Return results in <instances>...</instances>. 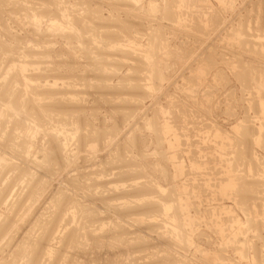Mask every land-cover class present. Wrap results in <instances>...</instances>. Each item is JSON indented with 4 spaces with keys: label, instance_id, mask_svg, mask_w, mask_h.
<instances>
[{
    "label": "rangeland",
    "instance_id": "obj_1",
    "mask_svg": "<svg viewBox=\"0 0 264 264\" xmlns=\"http://www.w3.org/2000/svg\"><path fill=\"white\" fill-rule=\"evenodd\" d=\"M1 1L0 158L11 165L0 173V264H264V0ZM60 8L75 26L48 29ZM19 63L34 77L29 93L10 69ZM232 177L241 185L224 196ZM173 184L190 222L174 235L173 212H160Z\"/></svg>",
    "mask_w": 264,
    "mask_h": 264
},
{
    "label": "bare ground",
    "instance_id": "obj_2",
    "mask_svg": "<svg viewBox=\"0 0 264 264\" xmlns=\"http://www.w3.org/2000/svg\"><path fill=\"white\" fill-rule=\"evenodd\" d=\"M8 1H9V0H8ZM14 1H15V0H14ZM17 1H18V0H16V2H17ZM24 1H25V0H24ZM58 1H59V0H58ZM115 1H116V0H115ZM242 1H243V0H242ZM4 2H6V1H4ZM4 2H3V3H4ZM9 2H10V1H9ZM11 2L13 3V1H11ZM16 2H15V3H16ZM26 2H27V1H26ZM26 2H23V3H26ZM28 2H29V1H28ZM28 2H27V3H28ZM59 2L61 3V0H60ZM137 2H138V1H137ZM179 2H180V0H179ZM193 2H194V1H193ZM199 2H200V1H199ZM0 3L2 4V1H1V0H0ZM20 3H21V2L18 3V6L20 5ZM55 3H56V2H55ZM124 3H125V2H124ZM186 3H187V2H186ZM186 3H185V4H186ZM1 4H0V5H1ZM16 4H17V3H16ZM51 4H52V3H51ZM181 4H182V1H181ZM251 4H252V3H251ZM6 5H7V4H6ZM14 5H15V4L13 3V6H14ZM22 5H23V4H22ZM54 5H55V7H57L56 4H54ZM54 5L52 4V6H54ZM58 5H59V4H58ZM187 5H188V4H187ZM195 5H196V4H195ZM243 5H244V4H243ZM16 6H17V5H16ZM23 6H24V5H23ZM25 6H26V4H25ZM25 6L22 7V10L24 11V13H28V15H31L30 17H31L32 19H31V18H30L31 20L28 19L29 22L33 21V23L35 24V26H36V23H38L37 25H40L39 22L42 21V20H40V19H42V18H41V13H40V15L37 13V12H38V8H37V10H36V8L33 7V6H32V7H26V8H25ZM35 6H36V4H35ZM41 6H42V4H41ZM63 6H64V5H63ZM172 6H173V5H172ZM181 6H183V5H181ZM184 6H185V5H184ZM8 7H9V6H8ZM8 7H7V8H8ZM60 7H61V6H60ZM19 8H20V7H19ZM19 8H18V9H19ZM220 8H221V7H220ZM20 9H21V8H20ZM52 9H54V8H52ZM55 9L57 10L58 8H55ZM62 9H63V8H62ZM62 9L60 8V12L63 14V15H61V16H62V20L60 19L61 17H60V18L58 17V16L60 15L59 13H56V14H55V11H56V10H55V11H52V12H54L55 15H58L57 17H58V19L61 20V23H60V21L57 22L58 19L56 18L57 20H55V22H54V21H50V23H49L48 25H46V26H48V29L55 30L56 28H57V29H58V28L61 29V28H66L67 26H69V25H66V24L63 22V20L66 19L67 15L64 14V12H65L66 9H65V10H62ZM175 9H176V8H175ZM261 9H262V8H261ZM13 10H14V9H13ZM50 10H51V9H50ZM61 10H62V11H61ZM250 10H251V9H250ZM4 11L6 12V10H4ZM18 11H19V10H18ZM25 11H26V12H25ZM29 11H31V13H30ZM44 11H45V10H44ZM58 11H59V10H58ZM252 11H253V10H252ZM41 12H42V11H41ZM248 12H249V11H248ZM0 13H2V11H0ZM18 13H19V12H18ZM24 13H23V14H24ZM47 13H48V12H47ZM49 13H50V12H49ZM49 13H48V15H49ZM66 13H67V12H66ZM69 13H70V12H69ZM176 13H177V12H176ZM15 14H16V13H15ZM43 14H44V13H43ZM45 14H46V13H45ZM54 14L52 13L53 16H54ZM72 14H73V13H72ZM254 14H255V13H254ZM4 15H5V14H4ZM4 15H3V16H4ZM17 15H18V14H17ZM25 15H27V14H24V16H23V17L21 16V17H22L23 19H24V18L26 19L28 15H27V16H25ZM3 16H2V17H3ZM91 16H92V15H91ZM91 16H90V17H91ZM96 16H97V15H96ZM99 16H100V15H99ZM78 17H79V16H78ZM80 17H81V16H80ZM209 17H210V16H209ZM252 17H253V16H252ZM43 18H44V17H43ZM73 18H74V17H73ZM2 19H3V18H2ZM18 19H19V18H18ZM48 19H49V18H48ZM69 19H70V18H69ZM78 19H79V18H78ZM87 19H88V17H87ZM92 19H93V17L91 18V20H92ZM12 21H13V20H12ZM43 21H44V20H43ZM65 21H66V23L68 24L67 19H66ZM74 21H75V20H74ZM74 21H72V22H74ZM21 22H22V19H21ZM29 22H28V23H29ZM70 22H71V21H70ZM70 22H69V23H70ZM75 22H76V21H75ZM75 22H74V24H75ZM26 23H27V22H26ZM47 23H48V22H47ZM85 23H86V22H85ZM216 23H217V22H216ZM253 23H254V22H253ZM30 24L32 25V28H33L34 24H32V23H30ZM30 24H29V25H30ZM64 24L66 25V27H64ZM71 24H72V23H71ZM77 24H78V23H77ZM129 24H130V23H129ZM231 24H232V23H231ZM244 24H245V23H244ZM244 24H243V25H244ZM14 25H15V24H14ZM31 25H30V26H31ZM81 25H82V24H81ZM87 25H88V24H87ZM30 26H28V27H30ZM73 26H75V25H73ZM73 26H69V27H73ZM20 27H21V26H20ZM38 27H39V26H38ZM81 27H82V26H81ZM83 27H84V25H83ZM263 27H264V26H263ZM67 28H68V27H67ZM78 28H79V27H78ZM90 28H91V27H90ZM90 28H89V29H90ZM8 30H9V29H8ZM35 30H36V29H35ZM37 30H39V29L37 28ZM158 30H160V29H158ZM235 30H236V29H235ZM9 31H10V30H9ZM69 31H70V29H69ZM78 31H79V30H78ZM83 31H84V30H83ZM91 31H92V30H91ZM56 32H57V31H56ZM70 32H72V31H70ZM9 33H10V32H9ZM38 33H39V32H38ZM45 33H46V32H45ZM65 33H66V32H65ZM74 33H75V32H74ZM79 33H81V32H79ZM235 33H236V32H235ZM246 33H247V32H246ZM246 33H245V34H246ZM5 34H6V33H5ZM47 34H48V33H47ZM76 34H77V33H75V35H76ZM116 34H117V33H116ZM15 35H17V34H15ZM43 35H45V34L43 33ZM59 35H60V34H59ZM51 36H52V35H51ZM76 36L78 37V35H76ZM90 36H91V35H90ZM108 36H109V35H108ZM124 36H125V35H124ZM136 36H137V35H136ZM239 36H240V34H239ZM239 36H238V37H239ZM4 37H5V36H4ZM4 37H3V38H4ZM6 37H7V36H6ZM16 37H17V36H16ZM62 37H63V36H62ZM154 37H155V35H154ZM157 37H158V36H157ZM234 37H235V36H234ZM234 37H233V38H234ZM260 37H261V36H260ZM66 38H67V37H66ZM74 38H75V37H74ZM82 38H83V37H82ZM99 38H100V37H99ZM86 39H87V37H86ZM95 39H96V38H95ZM237 39H238V38H237ZM21 40H22V39H21ZM73 40H74V39H73ZM112 40H113V39H112ZM115 40H116V39H115ZM148 40H149V39H148ZM154 40H155V39H154ZM159 40H160V39H159ZM261 40H262V39H261ZM10 41H11V40H10ZM14 41H15V40H14ZM51 41H52V40H51ZM79 41H80V38H79ZM79 41H78V42H79ZM92 41H93V40H92ZM106 41H107V40H106ZM155 41H156V40H155ZM52 42H54V41H52ZM70 42H71V41H70ZM73 42H74V41H73ZM75 42H76V40H75ZM80 42H81V41H80ZM84 42H85V41H84ZM251 42H252V41H251ZM13 43H14V42H13ZM97 43H98V42H97ZM99 43H100V42H99ZM135 43H136V42H135ZM151 43H152V42H151ZM154 43H155V42H154ZM154 43H153V44H154ZM6 44H7V43H6ZM8 44H9V43H8ZM19 44H21V43L19 42ZM81 44H82V43H81ZM84 44H85V43H84ZM93 44H94V42H93ZM100 44H101V43H100ZM240 44H241V43H240ZM249 44H250V43H249ZM1 45H2V44H1ZM9 45H11V44H9ZM14 45H15V44H14ZM44 45H45V44H44ZM46 45H47V44H46ZM87 45H88V44H87ZM89 45L92 46V44H89ZM154 45H155V44H154ZM3 46H4V45H3ZM7 46H8V45H7ZM24 46H25V45H24ZM35 46H36V45H35ZM37 46H38V45H37ZM94 46H95V45H94ZM155 46H156V45H155ZM244 46H245V45H244ZM19 47H20V45H19ZM25 47H26V46H25ZM89 47H90V46H89ZM123 47H124V46H123ZM253 47H254V46H253ZM257 47H260V46H257ZM28 48H29V47H27L26 49H28ZM67 48H68V47H67ZM95 48H96V47H95ZM112 48H113V47H112ZM112 48H111V49H112ZM128 48H129V47H128ZM152 48H153V47H152ZM29 49L32 50V48H29ZM29 49H28V50H29ZM33 49H34V46H33ZM37 49H38V48H37ZM70 49H71V48H70ZM87 49H88V48H87ZM96 49H97V48H96ZM131 49H132V48H131ZM154 49H157V48H154ZM247 49H248V48H247ZM9 50H10V49H9ZM85 50H86V49H85ZM88 50H89V49H88ZM88 50H87V51H88ZM120 50H121V49H120ZM132 50H133V49H132ZM252 50H253V49H252ZM6 51H7V50H6ZM6 51H5V52H6ZM20 51H21V50H20ZM154 51H155V50H154ZM154 51H153V52H154ZM156 51H157V50H156ZM5 52H4V53H5ZM24 52H25V51H24ZM28 52H29V51H28ZM31 52H32V51H31ZM34 52H36V51L34 50ZM39 52H40V50H39ZM123 52H124V50H123ZM129 52H130V51H129ZM1 53H2V52H1ZM14 53H15V52H14ZM16 53H17V52H16ZM19 53H20V52H19ZM26 53H27V51H26ZM41 53H42V52H41ZM48 53H49V52H48ZM57 53H58V52H57ZM57 53H56V54H57ZM71 53H72V52H71ZM85 53H87V52H85ZM96 53H97V52H96ZM146 53H148V52H146ZM157 53H158V52H157ZM27 54H28V53H27ZM59 54H60V53H59ZM126 54H127V53H126ZM134 54H135V53H134ZM259 54H260V53H259ZM259 54H258V55H259ZM47 55H48V54H47ZM49 55H50V53H49ZM74 55H75V54H74ZM120 55H121V54H120ZM5 56H7V55H5ZM8 56H10V53H9ZM11 56H12V55H11ZM14 56H15V55H14ZM17 57H19V56H17ZM46 57H48V56H46ZM155 57H156V56H155ZM15 58H16V57H15ZM24 58H25V57H24ZM62 58H63V57H62ZM88 58H89V57H88ZM94 58H95V57H94ZM7 59H8V58H7ZM7 59H6V60H7ZM32 59H33V58H32ZM39 59H40V58H39ZM65 59H66V57H65ZM104 59H105V58H104ZM223 59H224V58H223ZM21 60H22V59H21ZM42 60H43V59H42ZM99 60H100V59H99ZM1 61H2V60H1ZM4 61H5V60H4ZM7 61H8V60H7ZM47 61H48V60H47ZM66 61H67V60H66ZM104 61H105V60H104ZM152 61H153V60H152ZM12 62H13V61H12ZM21 62H22V61H21ZM33 62H34V61H33ZM40 62H41V61H40ZM42 62H43V61H42ZM44 62H46V61H44ZM93 62H94V61H93ZM98 62H99V61H98ZM101 62H102V60H101ZM105 62H106V61H105ZM144 62H145V61H144ZM38 63H39V61L37 62V64H38ZM106 63H107V62H106ZM150 63H151V62H150ZM32 64H33V63H32ZM32 64H31V65H32ZM35 64H36V63H35ZM35 64H34V65H35ZM45 64H46V63H45ZM95 64H96V63H95ZM104 64H105V63H104ZM111 64H112V63H111ZM120 64H121V63H120ZM153 64H154V62H153ZM213 64H214V63H213ZM28 65H29V64H28ZM42 65H43V64H42ZM97 65H98V63H97ZM148 65H149V64H148ZM151 65H152V64H151ZM156 65H158V64H156ZM0 66H1V65H0ZM8 66H9V65H8ZM94 66H95V65H94ZM106 66H107V65H106ZM109 66H110V65H109ZM219 66H220V65H219ZM3 67H4V66H3ZM6 67H7V66H6ZM6 67H5V68H6ZM27 67H28V66H27L26 64H24V63H19L18 65H14V64H13L12 68H10L11 71H12L13 69L16 70L17 74H19V73H20L21 75L24 74V76H21V77H23L24 79H22L21 77H19V78L21 79L22 84H23V86H24V87H23L24 89H22V90H23V91L25 90L26 92H27V90H29V88L34 87V85H33V84H34V80H33L34 77L32 78L31 76L29 77V75H28V76L25 75V74L27 73V72H26ZM42 67H43V66H42ZM44 67H45V66H44ZM78 67H79V66H78ZM110 67H111V66H110ZM142 67H143V66H142ZM155 67H156V66H155ZM5 68H4V69H5ZM113 68H114V67H113ZM140 68H141V67H140ZM156 68H157V67H156ZM227 68H228V67H227ZM119 69H120V68H119ZM119 69H117V70H119ZM151 69H152V68H151ZM100 70H101V69H100ZM107 70H108V69H107ZM158 70H159V68H158ZM234 70H235V69H234ZM6 71H7V69H6ZM28 71H29V70H28ZM47 71H48V70H47ZM96 71H97V70H96ZM109 71H111V70H109ZM159 71H160V70H159ZM159 71H158V72H159ZM3 72H5V71L3 70ZM7 72H8V71H7ZM49 72H50V71H49ZM101 72H103V71H101ZM118 72H119V71H118ZM230 72H231V71H230ZM9 73H10V72H9ZM9 73H8V74H9ZM103 73H104V72H103ZM148 73H149V71H148ZM5 74H6V73H5ZM8 74H7V76H8ZM12 74H13V73H12ZM15 74H16V73H15ZM20 74H19L18 76H20ZM104 74H105V73H104ZM158 74H159V73H158ZM160 74H161V73H160ZM160 74H159V75H160ZM240 74H241V73H240ZM262 74H263V73H262ZM41 75H42V74H41ZM43 75H44V74H43ZM50 75H51V74H50ZM5 76H6V75H5ZM10 76H11V75H10ZM13 76H14V75H13ZM160 76H162V75H160ZM160 76H159V77H160ZM235 76H236V75H235ZM252 76H253V75H252ZM44 77H45V76H44ZM47 77H48V76H47ZM50 77H51V76H50ZM138 77H139V76H138ZM36 78H37V77H36ZM42 78H43V77H42ZM42 78L40 77V79H42ZM237 78H238V77H237ZM20 79H19V80H20ZM37 79H38V78H37ZM43 79H44V78H43ZM45 79H46V78H45ZM137 79H138V78H137ZM161 79H163V78L161 77ZM10 80H12V79H10ZM50 80H51V79H50ZM74 80H75V79H74ZM124 80H125V79H124ZM157 80H158V79H157ZM29 81L32 82V84H31ZM35 81H36V79H35ZM46 81H47V80H46ZM81 81H82V80H81ZM103 81H104V80H103ZM153 81H154V80H153ZM5 82H6V81H5ZM53 82H54V81H53ZM79 82H80V81H79ZM132 82H133V81H132ZM159 82H160V81H159ZM8 83H9V82H8ZM35 83H37V82H35ZM41 83H43V82H41ZM55 83L57 84L58 82H55ZM55 83H53V84H55ZM68 83H69V82H68ZM102 83H103V82H102ZM135 83H136V82H135ZM239 83H240V82H239ZM18 84H19V83H18ZM37 84H38V83H37ZM44 84H45V83H44ZM65 84H66V83H65ZM65 84H64V85H65ZM106 84H108V83H106ZM138 84H139V83H138ZM4 85H5V84H4ZM35 85H36V84H35ZM46 85H47L48 87H49V86H50V87H51V86H55V85L48 84V83H46ZM57 85H58V84H57ZM131 85H132V84H131ZM141 85H142V84H141ZM7 86H8V85H7ZM47 86H46V87H47ZM79 86H80V85H79ZM119 86H120V85H119ZM10 87H11V86H10ZM10 87H8V88H10ZM20 87H21V86H20ZM37 87H38V85H37ZM37 87H36V89H37ZM63 87H64V86H63ZM65 87H66V85H65ZM100 87H101V86H100ZM259 87H261V88L263 87V89H264V80L261 81V84H259ZM0 88H1V87H0ZM5 88H6V87H5ZM38 89H39V88H38ZM67 89H68V88H67ZM102 89H103V88H102ZM132 89H133V88H132ZM6 90H7V89H5V91H6ZM13 90H14V89H13ZM44 90H45V89H44ZM103 90H104V89H103ZM128 90H129V89H128ZM235 90H236V89H235ZM260 90H261V89H260ZM2 91H3V90H2ZM8 91H9V90H8ZM11 91H12V90H11ZM20 91H21V90H20ZM41 91L43 92V90H41ZM67 91H68V90H67ZM123 91H124V90H123ZM134 91H135V90H134ZM6 92H7V91H6ZM12 92H13V91H12ZM147 92H149V91H147ZM262 92H263V91H262ZM15 93H16V92H15ZM15 93H13V94H15ZM17 93H18V92H17ZM17 93H16V94H17ZM27 93H29V92H27ZM30 93H31V92H30ZM39 93H40V92H39ZM52 93H53V92H52ZM54 93H55V92H54ZM123 93H124V92H123ZM157 93H158V92H157ZM0 94H1V93H0ZM10 94H11V93H10ZM19 94H20V93H19ZM31 94H32V93H31ZM31 94H29V95H31ZM37 94H38V93H37ZM42 94H43V93H42ZM55 94H56V93H55ZM116 94H117V93H116ZM120 94H121V93H120ZM38 95H39V94H38ZM109 95H110V94H109ZM126 95H127V94H126ZM148 95H149V94H148ZM262 95H263V94H262ZM262 95H261V96H262ZM18 96H19V95H18ZM22 96H23V95H22ZM22 96H21V98H22ZM25 96H27L26 93H25ZM32 96H33V95H32ZM49 96H50V95H49ZM113 96H114V95H113ZM35 97H37V98H36V101H37V100H38V96L35 95ZM53 97H54V96H53ZM73 97H74V96H73ZM173 97H174V96H173ZM252 97H253V96H252ZM3 98H4V96H3ZM16 98H17V97H16ZM21 98H20V99H21ZM30 98H31V97H30ZM30 98H29V99H30ZM32 98H33V97H32ZM39 98H40V97H39ZM115 98H116V97H115ZM138 98H139V97H138ZM13 99H14V98H13ZM26 99H27V97H26ZM46 99H47V98H46ZM136 99H137V98H136ZM139 99H140V98H139ZM259 99H260V98H259ZM33 100H34V99H33ZM39 100H40V99H39ZM39 100H38V101H39ZM51 100H52V99H51ZM53 100H54V99H53ZM68 100H69V99H68ZM88 100H89V99H88ZM125 100H126V98H125ZM157 100H158V99H157ZM249 100H250V99H249ZM20 101H21V100H20ZM38 101H37V103L40 104V101H39V102H38ZM41 101H43L42 98H41ZM47 101H48V99H47ZM139 101H140V100H139ZM250 101H251V100H250ZM32 102H34V101H32ZM32 102H31V103H32ZM68 102H69V101H68ZM154 102H155V101H154ZM258 102L261 103V108H262V111H263L262 116H263V115H264V99H263V101H262V99H260V101H258ZM5 103H6V102H4V104H1V108H3V106H5V107L3 108V109H5V110L7 109L6 107H9L8 109L12 108V104H13V103L10 104L11 102H8L7 105H6ZM18 103H19V102H18ZM22 103H23V102H22ZM27 103H28V102H27ZM37 103H36V104H37ZM132 103H133V102H132ZM168 103H169V102H168ZM217 103H218V102H217ZM9 104L11 105V107H10ZM23 104H24V103H23ZM45 104H46V103H45ZM59 104H60V103H59ZM71 104H72V103H71ZM258 104H259V103H258ZM13 105H14V104H13ZM40 105H41V104H40ZM48 105H51V106H52V104H48ZM53 105H54V104H53ZM57 105H58V104H57ZM57 105H56V106H57ZM125 105H126V104H125ZM26 106H27V105H25V108H26ZM58 106H59V105H58ZM63 106H64V105H63ZM132 106H134V105H132ZM170 106H171V105H170ZM33 107H34V105H33ZM41 107H42V106H41ZM49 107H50V106H49ZM122 107H123V106H122ZM259 107H260V106H259ZM14 108H15V107H14ZM46 108H47V107H46ZM120 108H121V107H120ZM142 108H143V107H142ZM217 108H218V107H217ZM16 109H17V108H15V110H16ZM59 109H60V108H59ZM81 109H82V108H81ZM13 110H14V109H10L11 112H15V113H16V111H18V109H17L16 111H15V110L13 111ZM24 110H26V109H24ZM24 110H23V111H24ZM37 110H39V109H37ZM52 110H53V109H52ZM127 110H128V109H127ZM245 110H246V109H245ZM19 111H20V110H19ZM19 111H18V112H19ZM21 111H22V110H21ZM43 111H44V108H43ZM43 111H42V112H43ZM48 111H49V110H48ZM58 111H59V110H57V111L53 110V111H51L50 113L48 112V113H49L48 116H49L50 118L54 119V118L58 117V116L61 114L60 117H62L64 112H63V113H60L61 110H60L59 112H58ZM118 111H119V110H118ZM130 111H131V110H130ZM7 112H8V110H7ZM11 112H10V113H11ZM18 112H17V113H18ZM30 112H31V111H30ZM42 112H41V113H42ZM44 112H45V111H44ZM154 112H155V111H154ZM17 113H16V114H17ZM24 113H25V112H24ZM35 113H37V112H35ZM38 113H39V112H38ZM53 113H55V114H53ZM120 113H121V112H120ZM123 113H124V112H123ZM29 114H30V113H29ZM43 114H45V113H43ZM80 114H81V113H80ZM96 114H97V113H96ZM129 114H130V113H129ZM9 115H10V114H9ZM46 115H47V114H46ZM46 115H45V116H46ZM5 116H7V115H5ZM10 116H11V115H10ZM13 116H14V113H13ZM13 116H12V117H13ZM16 116H17V115H16ZM35 116H36V114H35ZM40 116H42V115H40ZM145 116H146V115H145ZM154 116H155V115H154ZM42 117H44V116H42ZM42 117H40V118H42ZM129 117H130V116H129ZM175 117H176V116H175ZM38 118H39V117H38ZM63 118H64V117L61 118L62 121H64L65 118H69V116L65 117L64 119H63ZM9 119H10V118H9ZM13 119H14V118H13ZM43 119H44V120H41V121H44V123L46 124L48 121H47V122H45V121H46L48 118H47V119H46V118H43ZM45 119H46V120H45ZM56 119H58V118H56ZM33 120H34V119H33ZM59 120H60V119H59ZM130 120H131V119H130ZM260 120H261V119H260ZM16 121H17V120H16ZM31 121H32V120H31ZM31 121H30V123H34L33 121H32V122H31ZM65 121H68V120L66 119ZM69 121H70V119H69ZM36 122H37V121H36ZM71 122H72V121H71ZM76 122H77V121H76ZM79 122H80V121H79ZM17 123L19 124V121H18ZM17 123L15 122L16 125H18ZM51 123H52V122H51ZM67 123H68V122H67ZM67 123H66V124H67ZM72 123H73V122H72ZM244 123H245V122H244ZM4 124H5V123H4ZM9 124H10V123H9ZM34 124H35V123H34ZM47 124H48V123H47ZM52 124H53V123H52ZM251 124H252V123H251ZM19 125H20V124H19ZM31 125H32V124H31ZM36 125H37V124H36ZM64 125H65V124H64ZM68 125L70 126V124H68ZM119 125H120V124H119ZM11 126L13 127V125H11ZM14 126H15V125H14ZM21 126H23V123H21ZM39 126H41V125L39 124ZM61 126H62V124H61ZM65 126H66V125H65ZM145 126H146V125H145ZM6 127H7V126H6ZM23 127H24V126H23ZM31 127H32V126H31ZM56 127H57V126H56ZM62 127H63V126H62ZM263 127H264V126H263ZM15 128H17V127H15ZM24 128L27 129L26 125H25ZM36 128H37V127H36ZM156 128H157V126H156ZM156 128H155V129H156ZM161 128H162V130H161V129L158 130V132H160V133H161V131H163V126H162ZM8 129H9V127H8ZM20 129H22V127H20ZM54 129H55V128H54ZM74 129H75V128H74ZM155 129H154V130H155ZM18 130H19V129H18ZM49 130H50V129H49ZM82 130H83V129H82ZM88 130H89V129H88ZM148 130H149V129H148ZM243 130H244V129H243ZM243 130H242V131H243ZM16 131H17V130H15L14 133H16ZM20 131H21V130H20ZM30 131H31V130H30ZM213 131H214V130H213ZM0 132H1V131H0ZM24 132L26 133V131H24ZM28 132H29V131H28ZM82 132H83V131H82ZM3 133H4V132H3ZM19 133H20V132H19ZM31 133H32V132H31ZM31 133H30V134H31ZM34 133H35V132H34ZM53 133H54V132H53ZM110 133H111V132H110ZM261 133H262V132H261ZM30 134L28 133L27 136L30 137V136H29ZM35 134H37V133H35ZM78 134H79V133H78ZM80 134H81V133H80ZM162 134H163V133H162ZM162 134H161V135H162ZM247 134H248V133H247ZM257 134H258V133H257ZM3 135H4V134H3ZM7 135H8V133H7ZM55 135H56V134H55ZM93 135H94V134H93ZM155 135H156V134H155ZM9 136H10V135H9ZM9 136H8V137H9ZM24 136H25V135H24ZM27 136H26L25 138H27ZM31 136H32V135H31ZM82 136H83V135H82ZM17 137H18V136H17ZM22 137H23V136H22ZM52 137H53V136H52ZM86 137H87V135H86ZM90 137H91V136H90ZM92 137H93V136H92ZM113 137H114V136H113ZM156 137H157V136H156ZM32 138H34V137H32ZM65 138H66V137H65ZM104 138H105V137H104ZM23 139H24V138H23ZM66 139H67V138H66ZM157 139H158V138H157ZM16 140H17V138H16ZM31 140H32V139H31ZM131 140H132V139H131ZM133 140H134V139H133ZM236 140H237V139H236ZM29 141H30V140H29ZM117 141H118V140H117ZM135 141H136V140H135ZM156 141H157V140H156ZM165 141H166V140H165ZM176 141H177V140H176ZM26 143H27V142H26ZM113 143H114V142H113ZM258 143H259V142H258ZM5 144H6V143H5ZM19 144H20V143H19ZM233 144H234V143H233ZM9 145H10V143H9ZM14 145H15V144H14ZM14 145H13V146H14ZM169 145H170V144H169ZM257 145H258V144H257ZM24 146H26V145H24ZM77 146H78V145H77ZM228 146H229V145H228ZM14 147H15V146H14ZM58 147H59V145H58ZM60 147H61L62 149L64 148V146H62L61 144H60ZM60 147H59V148H60ZM175 147H176V146H175ZM55 148H56V147H55ZM61 148H60V149H61ZM72 148H73V147H72ZM122 148H123V147H122ZM16 149H17V148H16ZM20 149H21V148H20ZM25 149H26V148H25ZM216 149H217V148H216ZM252 149H253V148H252ZM28 150H29V149H28ZM38 150H39V149H38ZM56 150H57V149H56ZM218 150H219V149H218ZM246 150H247V149H246ZM17 151H18V150H17ZM20 151H21V150H20ZM263 151H264V150H263ZM68 152H69V151H68ZM117 152H118V151H117ZM139 152H140V151H139ZM44 153H45V152H44ZM47 153H48V152H47ZM59 153H60V152H59ZM120 153H121V152H120ZM160 153H161V152H160ZM45 154H46V153H45ZM131 154H132V152H131ZM243 154H244V153H243ZM46 155H47V154H46ZM46 155H45V156H46ZM48 155H49V154H48ZM0 157H2V156H0ZM178 157H179V156H178ZM61 158H62V157H61ZM65 158H66V157H65ZM123 158H124V157H123ZM62 159H63V158H62ZM66 159H67V158H66ZM128 159H129V158H128ZM111 160H112V159H111ZM5 161H6V160H4V158H2V159L0 158V173L3 172L2 168L6 167L7 165H9V166L11 165V164H7V165H6V164H5ZM124 162H125V161H124ZM134 162H135V161H134ZM3 163L5 164V166H4ZM6 163H7V162H6ZM125 163H126V162H125ZM2 164H3V165H2ZM115 164H116V163H115ZM122 164H123V163H122ZM162 164H163V163H162ZM48 165H49V164H48ZM130 165H131V164H130ZM135 165H136V164H135ZM135 165H134L133 167H135ZM3 166H4V167H3ZM149 166H151V165H149ZM245 166H246V165H245ZM250 166H251V165H250ZM14 167H15V166H14ZM14 167H13V168H14ZM139 167H140V166H139ZM158 167H159V165H158ZM137 168H138V167H137ZM156 168H157V167H156ZM184 168H185V167H184ZM168 169H169V168H168ZM236 170H237V169H236ZM135 171H136V170H135ZM141 171H142V170H141ZM22 172H23V171H22ZM132 172H133V171H132ZM160 172H161V171H160ZM223 172H224V171H223ZM253 172H254V171H253ZM228 173H229V172H228ZM231 173H232V172H231ZM233 173H234V172H233ZM27 174H28V173H27ZM121 174H122V173H121ZM141 174H142V173H141ZM165 174H166V173H165ZM165 174H163V175H165ZM229 174H230V173H229ZM18 175H19V174H18ZM163 175H162V176H163ZM221 175H222V174H221ZM230 175H231V174H230ZM230 175H229V176H230ZM233 175H234V174H233ZM233 175H232V176H233ZM10 176H11V175H10ZM108 177H109V176H108ZM259 177H260V176H259ZM22 178H23V177H22ZM33 178H34V177H33ZM97 178H98V177H97ZM223 178H224V177H223ZM253 178H254V177H253ZM141 179H142V178H141ZM229 179H230V178H229ZM233 179H234V177L231 178V180H230L231 183H229L230 181L228 182L229 185H227L228 183L226 184L227 186H225V191H224V188H223L222 191H224V192H223L224 196H225V195H226V196H227V195H229V196L232 195L231 193H233L234 190H235V189H238V186L241 185V183L238 184V182H235V181H238V179L235 178V179H236V180H234L235 183L233 182ZM144 180H145V179H144ZM198 180H199V179H198ZM223 180H224V179H223ZM225 180H226V179H225ZM225 180H224V182H225ZM86 181H87V180H86ZM149 181H150V180H149ZM171 181H172V180H171ZM145 183H146V182H145ZM185 183H186V182H185ZM204 183H205V182H204ZM221 183H222V182H221ZM225 183H226V182H225ZM19 184H20V183H19ZM29 184H30V183H29ZM33 184H34V182H33ZM36 184H37V183H36ZM36 184H34V185L36 186ZM108 184H109V183H108ZM114 184H115V183H114ZM135 184H136V183H135ZM141 184H142V183H141ZM178 184H179V183H178ZM249 184H250V183H249ZM6 185H7V184H6ZM21 185H22V184H21ZM37 185H38V184H37ZM39 185H40V184H39ZM137 185H139V184H137ZM173 185H175V184H173ZM187 185H188V184H187ZM224 185H225V184H224ZM18 186H19V185H18ZM190 186H191V185H190ZM192 186H193V185H192ZM217 186H218V185H217ZM242 186H243V184H242ZM244 186H245V184H244ZM262 186H263V185H262ZM19 187H20V186H19ZM41 187H42V186H41ZM152 187H153V186H152ZM222 187H223V186H222ZM240 187H241V186H240ZM20 188H21V187H20ZM159 188H160V187H159ZM146 189H147V188H146ZM173 189H174L173 192H176V197H175L174 199L172 198L173 201H174L173 205L171 204V205H172V206H171V205H165V204H163V206H161V208H162V207H163V208H162V210H160V212H161V214L169 213L168 211L173 212V213L170 212V213L172 214V216H171V218H170V221H172V220L175 221L176 225H175V227L173 226V227H174V228L172 229L173 231H170V232H172V234L174 235V234L176 233V231H185V230H183V227H184V226H185V227L187 226V227L189 228L188 225H189L190 222H189V221L186 222V220H185V222H183V221H182L183 219L181 220V218H184V217L186 216V215H185L186 213H183V208H184V207H187V206H186V204L184 203V201H183L182 199H180V196H181V195L179 194L180 186L175 185ZM221 189H222V188H221ZM240 189H242V188H240ZM243 189H245V188H243ZM7 190H8V189H7ZM18 190H19V189H18ZM164 190H165V189H164ZM219 190H220V189H219ZM253 190H254V188H253ZM19 191H20V190H19ZM34 191H35V190H34ZM41 191H43V190H41ZM135 191H136V190H135ZM154 191H155V190H154ZM157 191H158V190H157ZM194 191H195V190H194ZM240 191H241V190H240ZM240 191H239V192H240ZM7 192H8V191H7ZM9 192L11 193V191H9ZM9 192H8V193H9ZM144 192H145V190H144ZM147 192H148V191H147ZM155 192H156V191H155ZM159 192H160V191H159ZM168 192H169V191H168ZM219 192H220V191H219ZM235 192H236V191H235ZM237 192H238V190H237ZM254 192H255V191H254ZM8 193H7V194H8ZM29 193H30V192H29ZM164 193H165V191H164ZM33 194H34V193H33ZM36 194H37V193H36ZM103 194H104V193H103ZM103 194H102V195H103ZM174 194H175V193H174ZM183 194H184V193H183ZM223 194H221V195H223ZM163 195H164V194H163ZM169 195H170V194H169ZM216 195H217V194H216ZM235 195H236V194H235ZM7 196L9 197L10 195L8 194V195H6L5 197H7ZM12 196H13V195H12ZM16 196H17V195H16ZM33 196H34V195H33ZM117 196H118V195H117ZM172 196H173V194H172ZM242 196H243V194H242ZM247 196H248V195H247ZM251 196H252V195H251ZM14 197H15V196H14ZM14 197H13V198H14ZM21 197H22V196H21ZM37 197H38V196H37ZM103 197H104V196H103ZM114 197H116V196H114ZM121 197H122V196H121ZM138 197H139V196H138ZM141 197H142V196H141ZM159 197H160V196H159ZM169 197H170V196H169ZM202 197H203V196H202ZM231 197H232V196H231ZM237 197H238V196H237ZM13 198L11 197V199H13ZM24 198H25V197H24ZM24 198H23V199H24ZM26 198H27V197H26ZM32 198H33V197H32ZM32 198H31V200H32ZM60 198H61V197H60ZM139 198H140V197H139ZM150 198H151V197H150ZM152 198H153V197H152ZM252 198H253V197H252ZM6 199H7V198H6ZM8 199H9V198H8ZM23 199H22V200H23ZM128 199H129V198H128ZM145 199L147 200V198H145ZM183 199H185V198H183ZM226 199H227V198H226ZM240 199H242V198H240ZM123 200H124V199H123ZM135 200H136V199H135ZM200 200H201V199H200ZM238 200H239V199H238ZM256 200H257V199H256ZM258 200H259V199H258ZM3 201H4V200H3ZM16 201H17V200H16ZM110 201H111V200H110ZM149 201H150V200H149ZM186 201H187V199H186ZM29 202H30V201H29ZM32 202H33V201H32ZM32 202H31V203H32ZM131 202H132V201H131ZM134 202H135V201H134ZM134 202H133V204H134ZM151 202H152V201H151ZM21 203H22V202H21ZM31 203H30V204H31ZM103 203H104V202H103ZM123 203H124V202H123ZM139 203H140V202H139ZM139 203H137V204H139ZM143 203H144V201H143ZM156 203H157V202H156ZM160 203H161V202H160ZM188 203H189V202H188ZM250 203H251V202H250ZM255 203H256V202H255ZM8 204H10V202H9ZM27 204H28V203H27ZM121 204H122V203H121ZM124 204H125V203H124ZM133 204H132V207H133ZM161 204H162V203H161ZM235 204H236V203H235ZM241 204H242V203H241ZM3 205H4V204H3ZM19 205H20V204H19ZM22 205H23V203H22ZM125 205H126V204H125ZM130 205H131V204H130ZM149 205H150V204H149ZM159 205H160V204H159ZM0 206H1V205H0ZM10 206H11V205H10ZM76 206H77V205H76ZM81 206H82V205H81ZM121 206H122V205H121ZM135 206H136V205H135ZM244 206H247V205H244ZM11 207H12V206H11ZM82 207H83V206H82ZM117 207H118V206H117ZM128 207H129V206H128ZM221 207H222V206H221ZM221 207H220V208H221ZM259 207H260V206H259ZM262 207H263V206H262ZM16 208H17V207H16ZM25 208H26V207H25ZM27 208H28V207H27ZM118 208H119V207H118ZM124 208H125V207H124ZM138 208H139V207H138ZM187 208H188V207H187ZM242 208H243V207H242ZM260 208H261V207H260ZM6 209H7V207H6ZM6 209H5V210H6ZM12 209H13V207L11 208V210H12ZM75 209H76V208H75ZM218 209H219V208H218ZM7 210H8V209H7ZM7 210H6V211H7ZM11 210H10V211H11ZM125 210H127V209H125ZM157 210H158V208H157ZM216 210H217V209H216ZM243 210H244V209H243ZM243 210H242V211H243ZM247 210H249L248 212L250 213L251 208H250V209L247 208ZM255 210H256V209H255ZM13 211H14V210H13ZM22 211H23V210H22ZM122 211H123V210H122ZM244 211H245V210H244ZM18 212H19V211H18ZM82 212H83V211H82ZM118 212H119V211H118ZM125 212H126V211H125ZM125 212H124V213H125ZM188 212H189V211H188ZM226 212H227V211H226ZM245 212H247V211H245ZM245 212H244V213H245ZM5 213H6V212H5ZM5 213H4V214H5ZM88 213H89V211H88ZM251 213H252V212H251ZM74 214H75V213H74ZM74 214H73V215H74ZM76 214H77V213H76ZM134 214H135V213H134ZM220 214H222V213H220ZM225 214H226V213H225ZM233 214H234V213H233ZM242 214H243V213H242ZM245 214H246V213H245ZM258 214H259V212H258ZM13 215H14V214H13ZM123 215H124V214H123ZM131 215H132V214H131ZM131 215H130V216H131ZM167 215H168V214H167ZM169 215H170V214H169ZM251 215H252V214H251ZM0 216H1V215H0ZM18 216H19V215H18ZM84 216H85V214H84ZM87 216H88V215H87ZM165 216H166V215H165ZM216 216H217V215H216ZM249 216H250V215H249ZM13 217H14V216H13ZM125 217H127V216H125ZM151 217H153V216H151ZM167 217H169V216H167ZM188 217H189V215H188ZM236 217H237V216H236ZM247 217H248V216H247ZM3 218H5V217H3ZM74 218H75V217H74ZM160 218H161V216H160ZM223 218H224V217H223ZM226 218H227V217H226ZM234 218H235V217H234ZM245 218H246V217H245ZM248 218H249V217H248ZM1 219H2V218H1ZM14 219H15V218H14ZM60 219H61V218H60ZM83 219H84V218H83ZM86 219H87V218H86ZM156 219H157V218H156ZM171 219H172V220H171ZM184 219H186V218H184ZM252 219H253V218H252ZM52 220H53V219H52ZM166 220H167V219H166ZM166 220H164V221H166ZM190 220H191V219H190ZM194 220H195V218H194ZM237 220H238V217H237ZM246 220H247V219H246ZM49 221H50V220H49ZM56 221H57V220H56ZM80 221H81V219H80ZM92 221H93V220H92ZM168 221H169V220H168ZM173 221H172V222H173ZM232 221H233V220H232ZM38 222H39V221H38ZM38 222H37V223H38ZM82 222H84V221L82 220ZM194 222H195V221H194ZM194 222H191V223H194ZM239 222H240V221H239ZM2 223H3V222H2ZM39 223H40V222H39ZM54 223H55V221H54ZM54 223H53V224H54ZM78 223H79V222H78ZM92 223H93V222H92ZM164 223H165V222H164ZM230 223H231V222H230ZM235 223H236V222H235ZM248 223H249V222H248ZM250 223H251V222H250ZM46 224L48 225V223H46ZM98 224H99V223H98ZM151 224H152V223H151ZM171 224H174V223H171ZM171 224H170V225H171ZM197 224H199V223H197ZM207 224H208V223H207ZM233 224H234V223H233ZM2 225H3V224H2ZM2 225H0V228H1ZM37 225H38V224H37ZM56 225H57V224H56ZM93 225H94V223H93ZM119 225H121V224H119ZM152 225H153V224H152ZM160 225H162V224H160ZM192 225H193V224H192ZM35 226H36V225H35ZM51 226H52V225H51ZM58 226H59V225H58ZM60 226H61V225H60ZM91 226H92V225H91ZM156 226H157V225H156ZM177 226H179L180 229H182V230H177ZM219 226H220V225H219ZM221 226H222V225H221ZM231 226H232V225H231ZM237 226H238V225H237ZM237 226H236V227H237ZM252 226H253V225H252ZM33 227H34V226H33ZM39 227H40V226H39ZM44 227H45V225H44ZM44 227H43V228H44ZM46 227L49 228L48 226H46ZM56 227H57V226H56ZM64 227H65V226H64ZM78 227H79V226H78ZM86 227H87V226H86ZM118 227H119V226H118ZM118 227H117V228H118ZM181 227H182V228H181ZM187 227H186V228H187ZM196 227H197V225H196ZM206 227H207V226H206ZM2 228H3V227H2ZM9 228H10V227H9ZM47 228H46V230H47ZM92 228H93V227H92ZM156 228H157V227H156ZM167 228H168V227H167ZM169 228H170V227H169ZM224 228H225V227H224ZM239 228H240V227H239ZM244 228H245V227H244ZM251 228H252V227H251ZM62 229H63V228H62ZM89 229H90V228H89ZM96 229H97V228H96ZM151 229H152V228H151ZM190 229H191V228H190ZM55 230H56V229H55ZM87 230H88V229H87ZM87 230H86V231H87ZM227 230H228V229H227ZM257 230H258V229H257ZM3 231H4V230H3ZM124 231H125V230H124ZM219 231H222V229L220 228ZM237 231H238V230H237ZM43 232H44V230H43ZM48 232H50V230H49ZM57 232H58V231H57ZM69 232H70V231H69ZM78 232H79V231H78ZM87 232H89V231H87ZM122 232H123V231H122ZM167 232H168V231H167ZM185 232H186V231H185ZM192 232H193V231H192ZM246 232H247V231H246ZM92 233H93V232H92ZM125 233H126V232H125ZM186 233H187V232H186ZM238 233H239V232H238ZM32 234H33V233H32ZM39 234H40V233H39ZM51 234H52V233H51ZM60 234H61V233H60ZM71 234H72V233H71ZM89 234H90V233H89ZM172 234H171V235H172ZM179 234H181V233H179ZM182 234H183V232H182ZM219 234H220V233H219ZM260 234H262V233H260ZM65 235H66V234H65ZM65 235H64L63 237H65ZM73 235H74V234H73ZM164 235H165V234H164ZM176 235H177V234H176ZM184 235H185V233H184ZM187 235H189V234H187ZM187 235H185V236H187ZM224 235H225V234H224ZM243 235H244V234H243ZM47 236H49V235H47ZM68 236H69V235H68ZM177 236H178V235H177ZM181 236H182V235H181ZM181 236H179V237H181ZM38 237H39V235H38ZM55 237H56V236H55ZM118 237H119V236H118ZM127 237H128V236H127ZM136 237H137V236H136ZM170 237H171V236H170ZM174 237H175V236H174ZM179 237H178V238H179ZM187 237H188V236H187ZM187 237H186V240H187ZM30 238H31V237H30ZM50 238H51V235H50ZM70 238H71V237H70ZM70 238H69V239H70ZM72 238H73V237H72ZM81 238H82V237H81ZM125 238H126V237H125ZM242 238H243V237H242ZM36 239H37V238H36ZM36 239H35V241H38V240H36ZM53 239H54V237H53ZM123 239H124V238H123ZM135 239H136V238H135ZM188 239H190V240H189V244H190L191 238L188 237ZM237 239H238V238H237ZM250 239H251V238H250ZM0 240H1V239H0ZM50 240H51V239H50ZM62 240H63V239H62ZM76 240H78V239H76ZM131 240H132V239H131ZM137 240H138V239H137ZM48 241H49V239H48ZM60 241H61V240H60ZM121 241H122V240H121ZM126 241H127V240H126ZM173 241H174V240H173ZM182 241H183V240H182ZM235 241H236V240H235ZM32 242H33V241H32ZM32 242H31V243H32ZM58 242H59V241H58ZM63 242H64V241H63ZM68 242H69V241H68ZM117 242H119V241H117ZM174 242H175V241H174ZM237 242H238V241H237ZM34 243H35V242H34ZM69 243H70V242H69ZM79 243H81V242H79ZM183 243H184V242H183ZM185 243H186V242H185ZM72 244H74V243H72ZM176 244H177V243H176ZM230 244H231V243H230ZM246 244H247V243H246ZM23 245H24V243H23ZM26 245H27V244H26ZM187 245H188V244H187ZM187 245H185V246H187ZM225 245H226V244H225ZM241 245H242V243H241ZM35 246H36V244H35ZM35 246H34V247H35ZM72 246H73V245H72ZM78 246H79V245H78ZM219 246H220V245H219ZM233 246H234V245H233ZM249 246H250V245H249ZM75 247H76V246H75ZM240 248H241V247H240ZM25 249H26V248H25ZM179 249H180V248H179ZM244 249H245V248H244ZM21 250H22V249H21ZM221 250H222V249H221ZM225 250H226V249H225ZM235 250H236V249H235ZM253 250H255V249H253ZM257 250H258V249H257ZM259 250H260V249H259ZM261 250H262V249H261ZM17 251H18V250H17ZM134 251H135V250H134ZM242 251H243V250H242ZM21 252H22V251H21ZM47 252H48V251H47ZM136 252H137V251H136ZM235 252H236V251H235ZM18 253H19V251H18ZM26 253H28V252H26ZM34 253H35V252H34ZM41 253H42V252H41ZM28 254H29V253H28ZM35 254L37 255V253H35ZM35 254H34V255H35ZM234 254H235V253H234ZM256 254H258V253H256ZM19 255H20V253H19ZM44 255H45V254H44ZM44 255H43V256H44ZM246 255H247V254H246ZM25 256H26V255H25ZM28 256H29V255H28ZM32 256H33V255H32ZM32 256H31V257H32ZM140 256H141V255H140ZM243 256H244V253H243ZM17 257H18V256H17ZM33 257H35V256H33ZM44 257H45V256H44ZM209 257H210V256H209ZM23 258H24V257H23ZM26 258H27V257H26ZM141 258H143V257H141ZM210 258H211V257H210ZM214 258H215V256H214ZM247 258H248V257H247ZM257 258H258V257H257ZM16 259H17V258H16ZM20 259H21V258H20ZM27 259H28V258H27ZM33 259H35V258H33ZM134 259H135V258H134ZM216 259H217V258H216ZM38 260H39V259H38ZM262 260H263V259H262ZM19 261H20V260H19ZM32 261H33V260H32ZM35 261H37V260H35ZM209 261H212V260L210 259ZM214 261H215V260H213V262H214ZM253 261H254V259H253ZM257 261H258V260H257ZM263 261H264V260H263ZM40 262H41V261H40ZM52 262H53V261H52ZM61 262H62V261H61ZM189 262H190V261H189ZM213 262H212V263H213ZM35 263H36V262H35ZM185 263H186V262H185ZM220 263H221V262H220ZM259 263H260V262H259ZM71 264H72V263H71ZM191 264H192V263H191ZM257 264H258V263H257Z\"/></svg>",
    "mask_w": 264,
    "mask_h": 264
}]
</instances>
